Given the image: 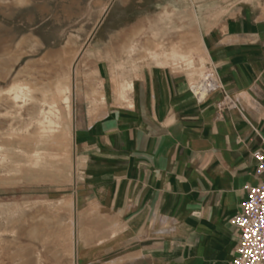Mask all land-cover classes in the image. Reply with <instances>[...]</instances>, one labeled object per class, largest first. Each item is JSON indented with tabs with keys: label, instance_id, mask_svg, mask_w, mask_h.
<instances>
[{
	"label": "crops",
	"instance_id": "0c3cea01",
	"mask_svg": "<svg viewBox=\"0 0 264 264\" xmlns=\"http://www.w3.org/2000/svg\"><path fill=\"white\" fill-rule=\"evenodd\" d=\"M187 2L173 37L196 41L216 91L197 99L167 67L103 63L102 94L74 104V226L102 231L93 264H232V218L264 178V0Z\"/></svg>",
	"mask_w": 264,
	"mask_h": 264
},
{
	"label": "rangeland",
	"instance_id": "374dc122",
	"mask_svg": "<svg viewBox=\"0 0 264 264\" xmlns=\"http://www.w3.org/2000/svg\"><path fill=\"white\" fill-rule=\"evenodd\" d=\"M187 1L0 0V264H93L86 244L102 231L74 226V104L102 94L103 63L167 67L202 99L206 55L173 37Z\"/></svg>",
	"mask_w": 264,
	"mask_h": 264
},
{
	"label": "built area",
	"instance_id": "2783aa9c",
	"mask_svg": "<svg viewBox=\"0 0 264 264\" xmlns=\"http://www.w3.org/2000/svg\"><path fill=\"white\" fill-rule=\"evenodd\" d=\"M201 87L205 96L216 91L218 83L213 77L194 86L196 95L203 97ZM254 157L259 163L257 173L261 174L264 172V155L255 152ZM232 223L239 232V245L232 264H264V178L247 189L246 197L241 201Z\"/></svg>",
	"mask_w": 264,
	"mask_h": 264
},
{
	"label": "bare ground",
	"instance_id": "6f19581e",
	"mask_svg": "<svg viewBox=\"0 0 264 264\" xmlns=\"http://www.w3.org/2000/svg\"><path fill=\"white\" fill-rule=\"evenodd\" d=\"M201 89H202V94H201V96H203V94H204V89H203V87H201ZM62 91V90H61ZM62 94V93H61ZM66 98H68V97H66ZM53 130V129H52ZM52 132V131H51Z\"/></svg>",
	"mask_w": 264,
	"mask_h": 264
}]
</instances>
